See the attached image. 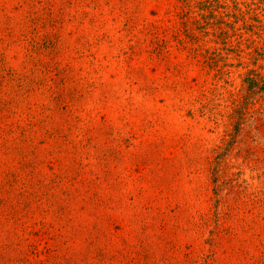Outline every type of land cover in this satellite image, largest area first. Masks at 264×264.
<instances>
[{
	"label": "rangeland",
	"instance_id": "rangeland-1",
	"mask_svg": "<svg viewBox=\"0 0 264 264\" xmlns=\"http://www.w3.org/2000/svg\"><path fill=\"white\" fill-rule=\"evenodd\" d=\"M0 264H264V0H0Z\"/></svg>",
	"mask_w": 264,
	"mask_h": 264
}]
</instances>
